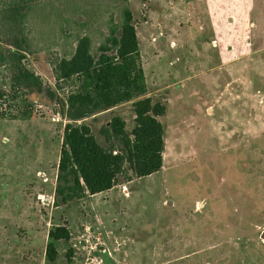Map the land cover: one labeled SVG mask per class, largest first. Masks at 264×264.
Wrapping results in <instances>:
<instances>
[{
	"label": "rangeland",
	"instance_id": "1",
	"mask_svg": "<svg viewBox=\"0 0 264 264\" xmlns=\"http://www.w3.org/2000/svg\"><path fill=\"white\" fill-rule=\"evenodd\" d=\"M12 1L0 0V55L21 42L20 64L41 90L14 84L0 60V264H264V0H128L145 97L166 108L162 168L58 206L74 81L57 82L53 68L80 35L97 53L105 4L119 0H33L2 21ZM113 117L132 130L130 103L83 121L104 147L99 130ZM57 226L70 239L49 262Z\"/></svg>",
	"mask_w": 264,
	"mask_h": 264
},
{
	"label": "trees",
	"instance_id": "2",
	"mask_svg": "<svg viewBox=\"0 0 264 264\" xmlns=\"http://www.w3.org/2000/svg\"><path fill=\"white\" fill-rule=\"evenodd\" d=\"M32 1L13 0L2 21L15 22L22 18L19 11L30 9ZM105 5L107 34L97 53L92 54V38L80 35L75 40L73 53L59 59L53 68L57 82L74 81V89L64 100L67 123L57 164L55 206L109 191L117 178L127 172L136 178L150 176L159 172L163 164L164 129L159 118L164 116L166 108L145 97L147 86L128 0ZM20 43L15 41L14 51H8L7 57L0 55V60L12 67L14 84L41 90L39 77L20 64L23 59L18 53ZM4 98L0 91L2 117ZM126 103L133 108L132 130L128 132L124 121L113 117L99 130L107 147L102 146L83 121ZM69 239L70 232L65 226L49 230L46 259L54 262L57 258L56 242Z\"/></svg>",
	"mask_w": 264,
	"mask_h": 264
},
{
	"label": "water",
	"instance_id": "3",
	"mask_svg": "<svg viewBox=\"0 0 264 264\" xmlns=\"http://www.w3.org/2000/svg\"><path fill=\"white\" fill-rule=\"evenodd\" d=\"M261 239L264 241V231L261 233Z\"/></svg>",
	"mask_w": 264,
	"mask_h": 264
}]
</instances>
